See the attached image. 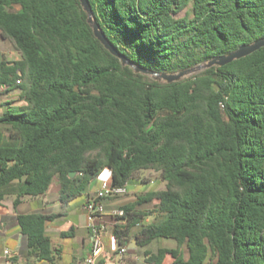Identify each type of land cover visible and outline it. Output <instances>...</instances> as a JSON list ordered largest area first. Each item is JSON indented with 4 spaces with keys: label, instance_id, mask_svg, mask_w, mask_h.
I'll list each match as a JSON object with an SVG mask.
<instances>
[{
    "label": "trees",
    "instance_id": "trees-1",
    "mask_svg": "<svg viewBox=\"0 0 264 264\" xmlns=\"http://www.w3.org/2000/svg\"><path fill=\"white\" fill-rule=\"evenodd\" d=\"M87 2L106 40L151 72L188 70L264 38V0ZM86 18L79 0H0V37L20 56L0 61V90L24 101L0 115V203L43 197L57 180L65 205L104 170L112 187L154 171L163 190L117 206L120 247L139 227V248L175 244L145 250L142 264H264V48L159 83L122 66ZM61 216H16L26 264H54L46 224Z\"/></svg>",
    "mask_w": 264,
    "mask_h": 264
},
{
    "label": "crops",
    "instance_id": "crops-1",
    "mask_svg": "<svg viewBox=\"0 0 264 264\" xmlns=\"http://www.w3.org/2000/svg\"><path fill=\"white\" fill-rule=\"evenodd\" d=\"M19 7L14 6L9 9L10 12L18 11ZM20 59L19 54L14 51L11 44L0 37V61L13 62ZM24 107V101L20 97V90L14 89L11 91L0 90V115L6 112L8 109L18 110ZM101 182L111 181V175L108 170H104L100 174ZM56 185L52 188V191H47V194L43 197H24L17 206L13 205L14 197H6L0 203V264H26L27 258L22 254L25 251V240L16 226L15 218L19 214H29L32 212L46 211L50 214L61 213L63 216L48 222L46 224V234L50 237L52 243V250L54 252V264H83V259L87 256L89 251L90 230L88 228L89 221L85 222L83 230L85 233L81 237L77 235V230L72 221L67 220L68 213L63 212L61 203L55 200V196L58 193L59 185L57 180H54ZM92 182V181H91ZM99 186L95 191L87 192L84 204L87 199L94 197L99 190ZM53 183V182H52ZM93 184V183H92ZM117 198V197H115ZM105 200L103 202L105 213L101 217V221L106 224V231L102 235V242L104 245V253L101 257L102 260H106L108 264H117L114 259H111L112 254L107 252V246L105 240H109L111 248L116 240L112 236L113 221L108 215L112 210L118 209L119 199L110 201ZM83 204V205H84ZM84 215L87 217L86 212L83 209ZM3 217H6L4 220ZM65 219L66 223L63 226H54V222L57 220ZM98 223V222H96ZM110 248V247H109ZM29 264H46L44 262H35L30 260Z\"/></svg>",
    "mask_w": 264,
    "mask_h": 264
},
{
    "label": "rangeland",
    "instance_id": "rangeland-1",
    "mask_svg": "<svg viewBox=\"0 0 264 264\" xmlns=\"http://www.w3.org/2000/svg\"><path fill=\"white\" fill-rule=\"evenodd\" d=\"M148 77V76H147ZM101 174V173H100ZM100 174L96 176L92 182L89 184L87 192L91 191L90 189L92 188V191H95L97 186H99L101 182V177ZM93 183V184H92ZM102 183V182H101ZM56 185L55 181L53 180V183L49 189V191H52V188ZM126 193L120 197L110 199V201L113 200H120L118 204L126 201V200H134L137 195L144 194L147 191H152V190H163L164 189V183L160 180L159 175L155 173L154 171H142L139 173H136L132 179L129 180L127 185L125 186ZM86 194V193H85ZM78 195L74 197L73 199L69 200L63 207L62 210L63 212L68 213V218L67 220H70L73 222L75 225V229L77 230V235L81 237L83 235L84 230L83 226L85 225V222H87V217L84 215L82 211V205L84 204L86 195ZM157 203L154 201L153 204H148L140 209H143L145 211H152L153 207ZM118 210V209H116ZM156 218V214H153L149 217H147L143 223L144 224H149L152 221H154ZM66 220H57L54 222V226H63L65 225ZM139 227H135L132 229L130 232V238L126 242L124 247L125 252L123 254H120L118 252L119 249V244L115 242L113 244V247L111 248L109 240H105V244L107 246V252L111 255V259H114L117 264H142L144 262V251L149 250L150 252L155 253L159 248H171L175 244L173 241L170 240H165V239H158L153 241L149 246L146 248H139L136 246L133 234ZM110 247V248H109ZM171 263V258L170 256H167L163 264H170Z\"/></svg>",
    "mask_w": 264,
    "mask_h": 264
},
{
    "label": "water",
    "instance_id": "water-1",
    "mask_svg": "<svg viewBox=\"0 0 264 264\" xmlns=\"http://www.w3.org/2000/svg\"><path fill=\"white\" fill-rule=\"evenodd\" d=\"M80 6L84 13L86 14V22L89 25L93 36L99 43L103 46L105 50H107L112 56L118 58L121 61L122 66L130 67L135 74H142L145 76L150 77L153 81L159 82V83H174L179 82L185 78H188L191 75H195L199 72H202L204 70H207L211 67H222L224 65H227L231 63L232 61L239 60L243 57H246L250 55L251 53L264 48V38H260L250 44L242 45L237 50L228 53L223 56L214 57L211 60H208L194 68L179 71L176 73H156L151 72L148 70H144L134 64H132L130 61H128L124 56H122L105 38L102 31L100 30L99 26L97 25L93 15L92 11L90 9V6L87 2V0H79ZM74 174L71 175V177Z\"/></svg>",
    "mask_w": 264,
    "mask_h": 264
},
{
    "label": "built area",
    "instance_id": "built-area-1",
    "mask_svg": "<svg viewBox=\"0 0 264 264\" xmlns=\"http://www.w3.org/2000/svg\"><path fill=\"white\" fill-rule=\"evenodd\" d=\"M125 193V186L112 187L111 181H103L94 197L87 199L83 205V209L88 216V228L90 230L89 251L82 261L83 264H108L106 260L101 259L104 253L102 235L106 231V224L101 221V217L105 213L104 205L101 201L104 199L120 197ZM108 215L112 219V224L114 226L117 223L116 217H121L123 211L112 210ZM118 252L123 254L125 252L124 247H119Z\"/></svg>",
    "mask_w": 264,
    "mask_h": 264
}]
</instances>
